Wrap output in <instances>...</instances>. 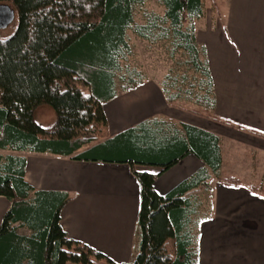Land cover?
<instances>
[{
  "label": "trees",
  "instance_id": "obj_1",
  "mask_svg": "<svg viewBox=\"0 0 264 264\" xmlns=\"http://www.w3.org/2000/svg\"><path fill=\"white\" fill-rule=\"evenodd\" d=\"M144 1L0 0L18 16L14 32L0 36V148L129 164L140 184L138 245L121 264H198L200 223L210 214L199 190L209 191L213 176L231 185L242 181L223 175L220 137L196 127L156 118L110 135L104 104L117 95V78L124 89L145 79L136 70L125 75L121 66L128 29L168 41L174 59L180 54L161 83L169 105L262 138L264 131L216 113L214 79L196 35L203 0H160L164 14H147L137 24L134 11ZM43 105L55 112L48 126L35 120ZM190 153L205 167L170 193H158L157 177ZM26 165L25 156L0 154V196L10 204L0 224V264H119L65 232L61 213L71 194L36 189L25 178ZM249 187L264 192L263 182Z\"/></svg>",
  "mask_w": 264,
  "mask_h": 264
},
{
  "label": "crops",
  "instance_id": "obj_2",
  "mask_svg": "<svg viewBox=\"0 0 264 264\" xmlns=\"http://www.w3.org/2000/svg\"><path fill=\"white\" fill-rule=\"evenodd\" d=\"M243 1L247 9L233 12L230 25L212 21L202 29L198 20L196 35L206 48L214 79L216 113L264 131V59L259 56V52L264 54V45L256 49L238 39L246 33L264 34V16L251 6H262L264 0ZM161 82L145 78L134 88L117 89V95L104 104L111 136L147 120L170 119L179 126L189 125L219 136L222 171L226 149L231 153L235 146H246L250 152L264 154V138L169 105ZM24 156L25 178L31 185L71 194L61 213L62 226L71 238L116 263L133 259L138 245L140 184L129 164L83 161L51 153L26 152ZM204 167L205 163L190 153L157 177L155 189L168 194ZM136 168L159 171L141 165ZM211 180V204L206 209L210 214L199 229L198 264H264V194L252 192L246 183ZM9 206L0 196V224Z\"/></svg>",
  "mask_w": 264,
  "mask_h": 264
},
{
  "label": "rangeland",
  "instance_id": "obj_3",
  "mask_svg": "<svg viewBox=\"0 0 264 264\" xmlns=\"http://www.w3.org/2000/svg\"><path fill=\"white\" fill-rule=\"evenodd\" d=\"M203 3L206 12L203 17L198 19L199 26L202 29L206 28L212 21L215 23L221 21L223 26H226V24L230 25L233 12L247 9L245 7L247 3L243 0H203ZM251 6H255L254 9L258 10L264 16V5L261 6L259 3H253ZM248 9L252 10V8ZM164 12L165 7L160 0H145L143 4L135 8V23L144 24L147 14L155 13L162 16ZM17 23L18 16L16 14L14 22L7 27L0 28V36L12 34L17 27ZM235 28L237 29V26ZM126 38L128 41V49L125 50V55L121 60V66L123 67L125 75L136 70L141 74L142 78L163 81L168 72L176 66L177 60L181 59L180 54H178L175 59L173 58L172 47L166 40H145L137 36L132 29H128ZM238 39L242 44H250L253 45L254 48L258 47L256 49H260L259 47L264 45V34L246 33L238 37ZM247 39L249 41H247ZM261 53L259 52V56L264 59V54ZM125 87H127V83L121 77H118L117 89H123ZM54 117L55 112L53 108L48 105L40 106L35 112V120L44 126L50 125ZM0 154L24 156L26 152L4 150L0 148ZM224 166V176H237L241 179L242 183L248 185L259 182H263L264 184V154L260 155L250 152L246 146H235L231 153L229 149H226V161ZM212 178H215V176ZM211 181L212 180H210V184L212 186ZM210 191L211 187L209 191L204 189L199 190L200 194H202L206 209L210 207L211 204L212 196ZM262 194H264V192ZM18 231L22 234H30V231L26 228L20 227Z\"/></svg>",
  "mask_w": 264,
  "mask_h": 264
},
{
  "label": "water",
  "instance_id": "obj_4",
  "mask_svg": "<svg viewBox=\"0 0 264 264\" xmlns=\"http://www.w3.org/2000/svg\"><path fill=\"white\" fill-rule=\"evenodd\" d=\"M0 8L6 9L7 10V13H8V16L7 17L1 19V21H0V28L7 27L12 22H14L15 17H16V12L8 4H0Z\"/></svg>",
  "mask_w": 264,
  "mask_h": 264
},
{
  "label": "flooded vegetation",
  "instance_id": "obj_5",
  "mask_svg": "<svg viewBox=\"0 0 264 264\" xmlns=\"http://www.w3.org/2000/svg\"><path fill=\"white\" fill-rule=\"evenodd\" d=\"M8 16L7 10L4 8H0V21L1 19L5 18Z\"/></svg>",
  "mask_w": 264,
  "mask_h": 264
},
{
  "label": "snow or ice",
  "instance_id": "obj_6",
  "mask_svg": "<svg viewBox=\"0 0 264 264\" xmlns=\"http://www.w3.org/2000/svg\"><path fill=\"white\" fill-rule=\"evenodd\" d=\"M255 195V194H254Z\"/></svg>",
  "mask_w": 264,
  "mask_h": 264
}]
</instances>
